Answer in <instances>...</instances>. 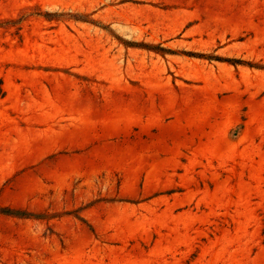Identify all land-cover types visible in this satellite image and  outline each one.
I'll list each match as a JSON object with an SVG mask.
<instances>
[{
    "label": "rangeland",
    "instance_id": "obj_1",
    "mask_svg": "<svg viewBox=\"0 0 264 264\" xmlns=\"http://www.w3.org/2000/svg\"><path fill=\"white\" fill-rule=\"evenodd\" d=\"M0 264H264V0H0Z\"/></svg>",
    "mask_w": 264,
    "mask_h": 264
}]
</instances>
